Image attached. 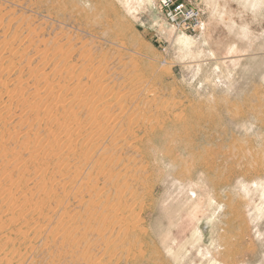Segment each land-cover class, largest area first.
<instances>
[{"label":"rangeland","instance_id":"374dc122","mask_svg":"<svg viewBox=\"0 0 264 264\" xmlns=\"http://www.w3.org/2000/svg\"><path fill=\"white\" fill-rule=\"evenodd\" d=\"M198 1L0 0V264H264V0Z\"/></svg>","mask_w":264,"mask_h":264},{"label":"built area","instance_id":"2783aa9c","mask_svg":"<svg viewBox=\"0 0 264 264\" xmlns=\"http://www.w3.org/2000/svg\"><path fill=\"white\" fill-rule=\"evenodd\" d=\"M159 15L182 33L197 34L204 27V6L198 0H154Z\"/></svg>","mask_w":264,"mask_h":264},{"label":"bare ground","instance_id":"6f19581e","mask_svg":"<svg viewBox=\"0 0 264 264\" xmlns=\"http://www.w3.org/2000/svg\"><path fill=\"white\" fill-rule=\"evenodd\" d=\"M184 56H186L185 53H184ZM217 68H218V67H217ZM224 83H227V82H224ZM257 186H258V185H257ZM259 190H260V189H259ZM263 190H264V188H263ZM188 192H191L192 195L194 194V196H195L194 198H196V195H195L196 192H195V189H194V188L189 189ZM252 194H253V191H251V190L248 189V190H247V196H248V198H249L250 200H252ZM249 209H250V211H251V213H252L253 215H255V214L257 213V210H258L256 206H253V205H250V204H249ZM256 215H257V214H256ZM253 217H254V216H253ZM198 233H199L198 235L200 236V235H201V232L198 231ZM198 239H199L198 237H196V236L194 237V240H198ZM206 253L209 254V251H206ZM207 260H208V259H207Z\"/></svg>","mask_w":264,"mask_h":264}]
</instances>
